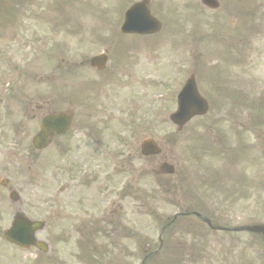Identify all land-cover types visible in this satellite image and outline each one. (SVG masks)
Listing matches in <instances>:
<instances>
[{
  "label": "rangeland",
  "instance_id": "374dc122",
  "mask_svg": "<svg viewBox=\"0 0 264 264\" xmlns=\"http://www.w3.org/2000/svg\"><path fill=\"white\" fill-rule=\"evenodd\" d=\"M132 1V0H130ZM33 3L36 2V0L32 1ZM25 3V2H24ZM42 5L48 4L51 8L47 10L51 13H55L58 11V9L61 11L60 18L62 17H69L76 21L75 27L83 30L81 33L76 35H65L58 32H54L56 35L52 37V40L49 43V47L54 46V44H59L61 48L72 50L71 52H67L65 54V57H67V62H71L72 59L74 60H81L85 57L95 55L99 53L100 50L106 49L110 50V44L113 43V41H107L103 40L101 35L94 32L93 29H98V21L92 20V19H86L90 18V16L95 17L99 14H105L108 13L109 7H110V0H80L78 3V0H61L59 8L56 6V0H42ZM253 5V3H251ZM254 7L258 12L264 17V1L259 0ZM78 9H80L81 16L83 17V20L81 19L80 14L78 13ZM16 10V9H14ZM19 10V8H18ZM37 10L41 11V7L38 6ZM162 13H165L166 16H171L170 18L173 19L172 27L167 32V35H163V33H160L156 37V41L160 42L162 41V38L164 37L166 40V43H172L173 46H178L180 42L185 38L187 39L188 35L191 34L189 30L192 28L195 29L199 27L200 22L193 20L188 21L185 20V17L187 16L186 10L183 8L182 4L177 0H166L164 2V10ZM87 16V17H86ZM204 17V16H203ZM104 18L109 19V16H105ZM178 19V20H177ZM209 20L207 22L206 26L209 29V32L214 30L215 27V21L218 19L219 22L223 23L222 21L226 22L228 24V27L233 28L234 25H232L233 16H226L225 18L221 17H211V18H205ZM244 22H247L249 19V16L247 14H244L243 16ZM83 22L87 23V25L84 26ZM218 23V22H217ZM238 24V22L235 24V26ZM92 25H97L96 28H93ZM221 25V24H220ZM87 26V27H86ZM58 27H61V23L58 21L52 25V29H57ZM85 27V28H84ZM244 31L242 34V43H241V50L243 52V56L245 58V62L251 60V50L255 45V35L249 38L250 31H247L248 26L245 27L243 25ZM164 32V31H163ZM201 34V29L199 28L197 30V33L193 34L192 42L189 41L188 43L185 42L182 46L185 48L184 52H187L186 54L188 57H192L193 59H197L200 57V55L205 59L204 55V46L202 42L196 43V35ZM260 34H262L261 41L263 42V52H264V31H262ZM103 37H110V29H108V32L106 34H103ZM205 39V38H204ZM207 40V39H206ZM259 42V41H258ZM257 42V43H258ZM211 43V41H210ZM224 46V44L222 43ZM165 52L164 59L159 58L160 53ZM161 50H156L155 54L158 55V67L155 68L153 73L155 77H145V65L144 62L137 64V69L141 70L140 77L142 79V83H138L134 86L132 91L140 92V95H129L127 97V100L130 104H133L134 108L138 109V114L133 115V120L131 123L135 122L136 120H139L140 127L143 128L140 129L138 135H132L130 137V140H133L134 142L135 138L140 139L137 141V145L139 144L141 138L143 136H146L148 132L152 133L156 139L161 142V144L165 147V152L163 153L164 157L171 158L172 157V148H173V132L174 128L169 127L166 123H164V116L162 118V124L161 126L154 128L153 125H148L147 123L144 124L141 119L145 116L147 119L150 118L151 109L154 105H161L165 110L173 109L174 103H173V97L174 93H176L177 90H179L182 79L180 78V75H178V71L182 69V66L187 65V63L179 59L178 57H182V54L174 53L171 55V52H166ZM19 55H22L20 53ZM135 56L138 58L139 52L135 53ZM57 59V58H56ZM214 58L210 59L213 60ZM58 60V59H57ZM141 60V59H140ZM164 60L165 62H163ZM166 65V66H165ZM254 63L251 61V65H246L245 67H250L251 69H256V66H253ZM38 68V67H37ZM221 74L219 76L220 82H221V88L225 90V94H230L231 98L235 97V92H232L230 87V81L235 76V70L234 68H230L227 64H223L221 67ZM40 73H38L39 75ZM240 81H241V95L244 97V102L246 101L247 106H240L238 109L237 118L234 122H225L223 126L224 130L222 132V135L224 132H228L231 130V125L235 127H241V139L240 142L243 141L244 146L250 147V151L247 153L246 150L242 146H238V148H235L238 150V155H231L232 158L239 159L241 158H248L252 156H257L259 161V167H258V179H257V187L261 188L264 187V166L262 164V161L260 160L262 156L264 155V58L261 59L260 67L258 71L256 72V75L253 78H248L245 75L241 74ZM89 79L92 80L90 82H94L95 76L93 74L88 75ZM154 78V79H153ZM76 80L74 79V82ZM71 80H62L61 82V88L60 91L63 92L65 95H71L72 90L70 88L72 87ZM216 86L220 85L216 83ZM125 85H120L118 87H114L113 90L122 89V93L125 94L126 89L124 88ZM151 91V94H144V91ZM232 92V93H231ZM226 105H229V100H226ZM113 107L115 108H121V103L118 99V97L113 98ZM131 107V106H130ZM164 110V111H165ZM235 113V109H231V115ZM258 113V114H257ZM216 112L210 111V114L203 118V119H196L192 123L194 124V131H198V133L207 132V129H204L203 125L209 122V120L216 116ZM223 116H217L215 118H220ZM220 118V119H222ZM227 119H230V117H227ZM250 125H253V127H250ZM191 127H189L187 130H190ZM235 134H240L239 129L234 130ZM230 145L235 144L236 142L232 139H229ZM226 143L225 140H222L220 143V146H224ZM252 143V144H251ZM252 147V148H251ZM129 148H126L124 152L121 153L122 155H125ZM130 162L125 160V164L128 166V174H129V185L131 189L130 197H137L135 194L138 193L139 188L146 190V197L147 202L145 208L142 210L139 208V201L137 203L136 200L127 197L122 204H120L123 207L122 211H118V205L112 204L110 205V213L112 211L116 210L117 215L110 216V220L113 223H110V227L107 223H99V225H102L104 228L102 229L103 233H96L95 237H98V243H103L106 241V238H102L98 236V234H106V236L110 237V243L108 245V249L110 250V254H104L99 256L98 260L92 259L90 261V264H140L141 257L138 258V253L134 247L133 244L137 246V248L140 246V244L144 241V238H148L152 242H156L158 239V236L160 234L159 228L162 226L163 223H159L161 221H164L167 218H170L175 212L176 208H174L172 205L167 204L163 202L164 199L156 198L154 191H159L156 184V178L152 177L151 168L154 166V160L158 159H139L135 152L130 153ZM120 157L116 156L115 158ZM114 158V159H115ZM240 158V159H241ZM181 160V156H180ZM240 161V160H239ZM254 161L256 163V159L254 158ZM188 162V161H186ZM209 162V161H207ZM192 164H196L195 161H191L188 163L185 167L187 170H190L193 166ZM213 167H217L212 164ZM233 166H230V163H227V167L225 170V174L230 172L232 170ZM34 169L36 174H42L44 172L42 165L39 163H34ZM205 171V170H204ZM250 172H252V168L249 165L246 164L245 160L242 164V174L243 178H250ZM257 172V171H256ZM4 174L0 168V175ZM9 176H11L9 174ZM173 177H167L166 180H161L162 183H164L168 187L167 191L159 192L160 195H163V197L171 198V190H172V184L175 183V178L172 180ZM114 185L119 186L121 183H128V176L124 175L123 177L119 178L117 176H114ZM118 182V184H117ZM216 185H220L219 181H216ZM56 188V186L54 185ZM2 194V193H0ZM110 197L113 200L117 199L116 190L110 192ZM23 198H24V206L26 208L30 207L33 202V196L31 195V192L29 189H25L23 192ZM203 200L204 198L201 197ZM0 233L1 231L8 226V219L10 214L15 210V205L11 204L6 196L0 198ZM5 200V201H4ZM214 198L211 200L210 204L213 207ZM256 207L259 209H251L252 211L248 209H242L241 210H232L230 212H223L225 219L230 220H241V221H253V222H264V197H259L257 199ZM262 210V211H260ZM72 216H74V213H72ZM119 223H115L118 222ZM60 224L65 229L64 235L66 236V240H68L67 244H59L58 237L60 236ZM78 223H50V227L46 230L48 231L49 235H54L55 237V245L54 250L60 254H62L64 257H68V252L72 251V242H75L74 239L77 235L76 226ZM100 226H97V228ZM129 230L132 231V235L137 236L135 239L131 238L129 235ZM46 231L44 234H46ZM243 236H247L243 234ZM109 239V238H108ZM155 245L157 244L154 243ZM210 247L213 248L214 245L210 243ZM239 247V251L242 254L243 257V264H264V247L261 245L260 240L258 239H246L243 238L242 243L237 244ZM143 246L145 248H154L153 244L150 243H144ZM175 249V250H174ZM187 249V244L182 245L181 247H173V251L170 253V257L172 260L175 261L174 264H176V261L178 259H181ZM214 250H217V247H214ZM133 252V253H132ZM29 257L28 254H18L13 251V248L5 245L0 240V264H24L26 261V258ZM153 257V256H152ZM260 257L258 261L253 262L252 259ZM110 260V263H109ZM62 264H72V263H66L62 262ZM148 264H153V260L149 261ZM204 264V263H200ZM205 264H229V261L226 260L222 262L219 256H212L209 260V263Z\"/></svg>",
  "mask_w": 264,
  "mask_h": 264
},
{
  "label": "flooded vegetation",
  "instance_id": "af4514ba",
  "mask_svg": "<svg viewBox=\"0 0 264 264\" xmlns=\"http://www.w3.org/2000/svg\"><path fill=\"white\" fill-rule=\"evenodd\" d=\"M11 80V79H10ZM25 83V90L21 91V93L18 92L16 89V86H13L10 81H6V83H3V80L0 79V104L3 102V100H6V107L10 110L15 109L16 111L20 110H32L35 106L42 110L41 114L45 115L48 113H55L57 110V103H52L50 99L47 97L50 92L44 93V99L39 102L37 105H35L33 101V93L29 89V82L23 80ZM34 117V116H32ZM7 121L11 119V116L6 117ZM20 132L18 123L13 122L11 124H6L3 126L0 130V141L6 142V141H15L16 145H20L22 147L28 146L29 144V129H26V134L23 136V139L18 143L16 141V138H18V133ZM72 137V134L68 131L64 133L63 135H57L54 134L52 137V143H54L55 147H59L60 145H64L66 142L70 140ZM53 152H50V155L48 156V159L52 158Z\"/></svg>",
  "mask_w": 264,
  "mask_h": 264
},
{
  "label": "water",
  "instance_id": "95a60500",
  "mask_svg": "<svg viewBox=\"0 0 264 264\" xmlns=\"http://www.w3.org/2000/svg\"><path fill=\"white\" fill-rule=\"evenodd\" d=\"M19 227H24L25 229H26V224L25 223H16L15 224V226H14V228L11 230V232L8 234V235H6V237L7 238H10V236H11V234L12 235H15L17 232H18V230L19 231H23L21 228H19ZM18 228V229H17ZM15 229H17L15 232H13ZM255 230H260V231H262V233H263V235H264V227H261V228H254Z\"/></svg>",
  "mask_w": 264,
  "mask_h": 264
}]
</instances>
